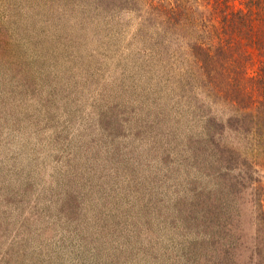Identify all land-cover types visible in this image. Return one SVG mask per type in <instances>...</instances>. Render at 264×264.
Instances as JSON below:
<instances>
[{"label": "rangeland", "instance_id": "374dc122", "mask_svg": "<svg viewBox=\"0 0 264 264\" xmlns=\"http://www.w3.org/2000/svg\"><path fill=\"white\" fill-rule=\"evenodd\" d=\"M141 3L0 0V264L249 263L251 197L223 165L253 147L221 125L259 95L257 51L240 34L204 90Z\"/></svg>", "mask_w": 264, "mask_h": 264}, {"label": "trees", "instance_id": "16d2710c", "mask_svg": "<svg viewBox=\"0 0 264 264\" xmlns=\"http://www.w3.org/2000/svg\"><path fill=\"white\" fill-rule=\"evenodd\" d=\"M127 1L135 7L138 1H141V6L146 8L143 11L147 16L146 19L155 21L157 18L160 26L173 29L176 38L184 41L181 43L187 50L188 58L192 60L196 72L195 78L204 90L208 86L210 88L208 90L215 89L213 85L220 84L215 83V77L212 75H217L218 67L227 68L222 66L221 56L224 55V47L231 43L237 44L240 34H243L245 42L248 41L257 51L259 60L254 85L260 92L253 101L246 100V102L238 96L233 97V100L230 95L228 98L226 91L221 88L216 91L224 92L220 99L228 103L237 102L239 99L241 102H246L244 105L234 103L239 110L234 113L231 111L220 128L221 133L233 131L235 134H240L245 144L250 143L253 147L252 157L242 156L236 148L225 146L223 169L227 171L226 173L233 169L236 171L233 179L226 181L227 187H233V192L237 193L239 198L248 195L251 197L252 230L246 232L244 223L238 226L240 231L235 248L241 251L238 250L240 257L249 251V263L246 264H264V163L259 162L258 159L264 155V0H238V7L233 3L236 0H218L220 36L211 33L209 24L199 9L198 0H162V3L157 0V6L162 13L153 9L154 0H96L102 7L123 5ZM147 10L150 11L147 13ZM150 12H154L155 15ZM226 83L231 84L228 81ZM235 86L237 84L233 85ZM242 203L239 202L240 207Z\"/></svg>", "mask_w": 264, "mask_h": 264}]
</instances>
